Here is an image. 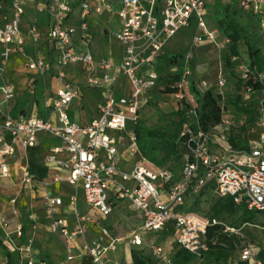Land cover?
<instances>
[{"label":"built area","instance_id":"2783aa9c","mask_svg":"<svg viewBox=\"0 0 264 264\" xmlns=\"http://www.w3.org/2000/svg\"><path fill=\"white\" fill-rule=\"evenodd\" d=\"M116 1L118 6L113 9ZM206 4V0H35V11L48 16L46 31L42 32L35 22L23 21V0H11V13L4 15L0 24V177L10 175L8 158L15 152L16 142L25 147L33 146L37 133L47 132L62 142V146L51 149L48 160L67 170L64 180L75 189L82 190L89 207L107 216L113 211L115 202L124 200L131 210L141 214L142 223L138 230L125 236L130 243L142 245L141 232L158 230L172 220L177 230V244L197 256L207 249L205 234L208 226L218 221L172 210L176 204L184 202L188 190L199 191L213 185L219 196L230 198L235 205L248 210H264V69L250 70L245 62L238 66L240 77L248 82L244 85L247 94L253 91L254 84H260L256 121L258 135L253 138L255 144L252 145L248 134L247 150L231 146L227 120L220 123L223 125L221 129L217 128L219 124L205 130L198 123L195 106H190L186 115L191 121L183 122L180 131L185 138L187 153L176 178L172 167L146 164L138 150L135 133L127 127L128 120L136 122L142 102L156 84L158 72L155 64L161 49L182 27L194 20L201 33L193 36L190 50L183 58L181 77L173 84L176 87L174 97L185 99L189 75L186 64L193 57L192 50L204 39L214 40L219 33L216 27H208L204 21ZM238 4L243 10L256 14L264 27V0H238ZM105 11L116 16L117 24L109 31V38L119 43L118 61L111 52L95 59L91 51L94 36L90 18ZM105 22L109 24L110 19ZM261 34L264 38V31ZM26 37L32 41L31 51L26 50ZM43 40L49 55L40 48ZM223 41L228 40L224 38ZM13 53L25 55V66L38 75L54 71L58 86L51 95L43 97L47 116L37 113L12 115L3 107L15 93L13 83L4 75ZM75 65L85 67L83 83L99 89L102 95L96 103V115L83 124L74 120L69 112L72 101L80 96L81 91L80 86L66 75L67 69ZM97 70L102 71L101 75L96 74ZM120 75L127 80L128 89L110 91ZM225 83L220 74L216 86L222 88ZM193 87L199 93L207 90L205 82H195ZM125 111L131 114V118L125 115ZM51 114L55 115L54 122L50 119ZM111 131L122 132L124 136H115ZM125 137L128 140L126 150L140 155L138 162L129 170L120 168V152L116 145ZM216 148H220L222 154L217 153ZM62 151L67 153V158L59 157ZM101 151L103 159L99 158ZM53 179L62 178L56 174ZM31 181V173L26 168L21 184H30ZM76 200V195H73L69 204L64 205L61 196L44 197L49 231L62 235L66 260L73 257L76 238L83 236L87 224L94 221L89 213L79 211ZM9 202L14 203L15 198L10 197ZM65 207L73 212L72 228L65 217L59 216ZM0 225L4 229L5 243L18 253L15 264H50L38 258L32 238L21 240L22 224L11 231L7 219L0 216ZM119 240L120 237L110 235L106 226L99 225L98 235L84 242L82 248L90 255L93 264H106L104 252L115 248ZM148 247L161 263L174 264L160 245L150 244ZM240 262L264 264V259L252 248L244 246L239 258L232 260L231 264Z\"/></svg>","mask_w":264,"mask_h":264},{"label":"crops","instance_id":"0c3cea01","mask_svg":"<svg viewBox=\"0 0 264 264\" xmlns=\"http://www.w3.org/2000/svg\"><path fill=\"white\" fill-rule=\"evenodd\" d=\"M23 4L25 9L23 21L30 23L35 22L37 20L35 0H23ZM117 6L118 2L116 1L113 3V9L117 8ZM29 10L34 11L33 18L28 17L27 12ZM10 13L11 10L6 2L0 0V24L3 23V16L9 15ZM108 18L110 19L109 24L105 22V20ZM90 23L94 38L99 37L104 40L106 47V52L101 53V51H98L95 44V39L93 38L91 51L95 59L105 57L111 52L115 61H118L120 49L116 45L113 47V41L109 38V31L112 29V26L115 27L117 24L115 14L105 11L101 15H92L90 18ZM25 46L27 51H31L33 44L30 37H26ZM43 49L44 50L42 51L49 55V51L45 42ZM162 54L163 52H160L159 56ZM24 62L25 55L21 53H13L9 58L4 75L13 83L15 93L8 105L3 107L7 108L11 112L12 108L10 109V106L13 107L19 104V110L17 114H26L24 113L22 107L28 106L31 108V112L27 114L37 113L39 115V106L44 110V113L41 116H47L48 113L43 105V97L52 94V92L58 86V80L55 77L54 71L38 75L26 68L27 72L29 73V75L26 76L20 71V67L25 66ZM172 68L174 67L172 66L171 69ZM85 72V67L83 65L72 66L66 71L67 77L79 85L80 90L81 88L86 89L84 95L75 98L78 99L79 106L76 105L75 99L70 105V116L80 124L88 122L96 115V103L101 99L102 96L99 89L87 86L83 83L85 79ZM101 73V70L96 71V74L98 75H101ZM40 77L42 78V81L40 84H38V79ZM39 86H41L39 89H42L39 92L40 96L37 95L36 99L35 97L26 96L27 93L25 92H33ZM121 88H123L124 91L128 89L127 80L122 75H120L118 81L115 82V84L110 88V91H118ZM91 95H93L95 98V102L92 104V111L88 109V104L86 101V98ZM24 99H27L26 102H23ZM53 116L54 115L51 114L50 119L54 122L55 118H53ZM247 133L251 136L254 135L257 137V123L256 127H252L251 130L248 129ZM111 134L115 136H124L122 132L118 133L111 131ZM127 144L128 140L126 137L118 140L116 144L118 151L120 152L119 166L124 170L131 169L133 165L138 162L140 157L139 153L131 154L128 152L126 150ZM57 146H62L61 140L44 131H39L37 133L36 143L33 146L25 147L19 141L16 142L15 152L8 158L10 175L0 177V216H4L7 219L8 229L11 231H13V229H15L18 224H22V227L24 224H27L28 227L24 232V236L25 238H32L33 248L38 258L44 259L50 264H93L90 255L82 248V244L84 242H88L91 238L98 235L99 225L106 226L112 237L121 238V240L116 242L115 248L107 249L104 252L103 258L106 264H133L131 254L132 250H142L145 253L146 250H149L148 246L150 244H158L156 241H154L155 239H153L152 235L159 231H161L163 233L162 235L165 236V248L167 245L172 246L175 243L177 244V230L172 220L166 222L158 230L141 232V236L143 238L142 245L136 246L130 243V241L125 236L130 234L132 231L138 230L142 223L141 214L135 210H131L128 207L127 202L124 200L115 202L113 211L107 216H102L96 208L89 207L84 201L82 190L75 189L73 185L64 180L67 170L65 168H59L55 161L48 160V155L50 154L51 149ZM58 155L62 158H67L68 156L65 151L60 152ZM99 158H104L102 151L99 153ZM26 168L31 173L32 181L30 184L22 185V174L23 170ZM56 174H60L62 179L55 181L53 178ZM178 176L179 171L176 173V178H178ZM79 192H81V194ZM45 195L61 196L64 205H68L70 202V197L76 195V207L82 213H89L94 220L87 224L85 234L76 238L75 246L72 249L73 257L70 260H66L67 252L64 246L62 235L49 231V217L44 211ZM10 197L15 198V204L9 202ZM124 209L131 210L139 224L137 225V228L131 229L125 235H114V233H112L114 228L110 227L111 220L117 217L119 212L123 211ZM14 211H16L17 214H14ZM59 216L65 217L68 220L70 228L74 226V215L71 210L67 209L66 207L62 208ZM145 232L149 233L145 235ZM171 236H173L172 239L170 238ZM146 237H148V239ZM1 238H3V243L9 251L7 253L8 259L12 260V264L17 263L18 253L15 250H11L5 243L4 229L0 225V239ZM16 240L17 239L15 238V241ZM175 250L176 248L170 251V255H172Z\"/></svg>","mask_w":264,"mask_h":264},{"label":"rangeland","instance_id":"374dc122","mask_svg":"<svg viewBox=\"0 0 264 264\" xmlns=\"http://www.w3.org/2000/svg\"><path fill=\"white\" fill-rule=\"evenodd\" d=\"M222 3H227L229 0H220ZM215 0H206V11L204 14V21L208 27H216V23L213 20V15L215 13L213 6ZM29 18H33L34 11L29 10L27 12ZM114 28V26H112ZM217 28V27H216ZM218 29V28H217ZM264 27L262 24L258 26H251L248 30L247 39L255 45L261 46V37ZM201 33V30L197 29L196 21H192L191 24L182 27L172 39H170L164 47L161 49L163 52L160 60L155 64V69L158 71L159 77L156 80V87L153 92L146 98L139 110V116L144 120L148 125L154 124H163L165 118L163 115H168L169 111L162 109L161 104L165 102L172 104V102L177 101L178 108H181V105L186 111L190 106H194V95L190 87V83L187 84L185 99L177 100L170 96L162 95L163 90L170 83L169 80L172 78V73L178 72L182 74L183 64L173 65L175 69H171L172 66L167 64L166 56L172 53L186 54L190 50V44L195 33ZM218 35L214 40L204 39L199 46L192 50L193 57L187 62V69L189 75L187 77L188 81H192V84L195 82H205L207 89H212L219 96V103L223 106V116L227 119L231 125L240 126L242 123H246V128L251 130L252 127H256V123L247 122V116L244 114L237 113L235 110L231 109L228 106H224L226 98L233 94L234 83L232 81V73L229 67H235L238 71L239 64L246 61V51L247 45L245 42L239 43V56L233 59L231 58L230 63L227 68L224 65V56L228 53L227 42H224L223 35L218 29ZM261 34V36H260ZM95 44L98 51L101 53L106 52L105 42L99 37H95ZM113 41V47L119 46V43L111 38ZM110 41V40H109ZM264 42V38H262ZM108 45V44H107ZM40 48L44 50V42L40 44ZM25 65V62H24ZM19 67V66H18ZM27 67H20V71L23 72L26 76L29 75L27 72ZM222 75L226 80L225 85L222 88H218L216 85L219 82V75ZM169 79V80H168ZM42 78L38 79V84H40ZM39 86L38 92L42 89ZM85 88H81L80 96L85 94ZM28 93V92H27ZM244 99L245 103L249 104V101L252 99L250 96L246 97L243 87L238 91ZM28 96V95H26ZM32 97V96H31ZM81 98V97H80ZM88 109L93 110L92 104L95 102L93 95L86 98ZM76 105L79 106L78 99H75ZM175 106V105H174ZM12 107L10 106V109ZM24 113L31 112V108L26 106L22 107ZM185 111L181 118L186 116ZM125 115L128 118H131V114L128 111H125ZM55 118V115L53 116ZM131 121H127V127L130 128ZM218 129L223 128V125H219ZM251 137V144H255L254 135H249ZM217 153L222 154L220 148L215 149ZM179 160L172 162L175 172L178 173L180 166ZM81 194V192H79ZM81 201V200H80ZM79 201V203H80ZM229 198L219 196L214 190H204L202 192H195L194 194H189L184 199L182 204H176L172 210L178 211L180 213H194L198 216L204 218H215L218 222L222 223L221 232L227 234L232 238L233 248L230 249L227 243H219V247L214 248L212 252L222 260L232 261L239 258V252L244 246H248L255 250L257 254H260L261 258L264 259V210L262 211H249L246 210L243 206L230 204ZM15 204V203H14ZM138 221L134 216V213L129 209H124L119 212L117 217L111 220L110 227L114 228L112 233L114 235H125L131 229L137 228ZM233 229V230H232ZM149 232H145L147 235ZM161 231L156 232L152 235L154 241L158 243L164 250L165 254L170 255V251L178 247L177 244L172 246L167 245L165 248V236L162 235ZM148 239V237H146ZM171 239L173 236L170 237ZM215 242V239L213 240ZM8 249L3 243V238L0 239V264H12V260L8 259ZM145 254L151 257L152 264H163L161 263L149 250L145 251ZM171 256V255H170ZM174 263V262H173ZM175 264V263H174ZM189 264H212L211 262L202 263L198 258L194 259ZM243 264H246L243 262Z\"/></svg>","mask_w":264,"mask_h":264},{"label":"trees","instance_id":"16d2710c","mask_svg":"<svg viewBox=\"0 0 264 264\" xmlns=\"http://www.w3.org/2000/svg\"><path fill=\"white\" fill-rule=\"evenodd\" d=\"M3 1H5L8 6H10L11 0ZM213 9L215 11L213 20L217 25L216 27L219 29L223 37L228 40V53L224 56L225 68H227L232 57L239 56V43L243 41L247 45L245 63L249 69L253 71L264 69V42H262V37L261 46L252 44L247 39L248 30L251 28V26H258L259 28V17L250 11L243 10L238 4V0H229L227 3H222L220 0H215ZM36 15L37 20L35 23L43 32H45L48 23V16L46 14H40L37 12ZM184 55L185 54L179 53L168 54L166 56L168 62L167 64L170 66H181V64H183ZM161 56L162 55L157 57V61L160 60ZM229 69L232 73L234 89L233 94L226 98L224 106L230 107L237 113L246 115L248 123L253 121L256 123L260 84H254L253 91L247 94L244 89V85L248 82L243 81V79L240 77V73L235 69L234 66L229 67ZM171 75L172 78L170 80L168 79L170 83L165 88V90H163L164 93L161 94L175 98L174 92L176 91V87L173 86V84L180 79L181 74L175 72ZM188 83H190V87L194 95V106L198 114V123L200 126L205 130H209L219 125L225 118L223 116V106L219 103L218 94L212 89H207L206 91L199 93L194 89L191 80L188 81ZM155 87L156 84L151 90H149L147 97L153 92ZM241 87H243L245 96H250L252 98L249 101V104L245 103L244 99L246 98H243L241 94L238 93ZM26 95L35 97L36 99V96L39 95V92L36 89L33 92H28ZM26 100L27 99H24L23 102H26ZM161 107L162 109L169 111L168 115L162 114V117L165 118V122L163 124L148 125L139 116L135 123H131L130 128L135 133L138 150L140 154L146 159V164L148 166H150V164H154L159 166H168L174 169L172 162L179 160L178 165L181 166L187 153V148L184 144L185 138L180 135L181 125L183 122H190L191 120L187 115L181 118L185 108H183L182 105L181 108H178L177 101L172 102L171 105L165 102L164 104H161ZM18 110L19 104L12 107L11 114L16 115ZM38 112L39 115H42L44 113L43 108L41 109L38 106ZM246 126V123H242L240 126H233L229 122L228 141L233 148L238 150H247L249 148V137L247 133L248 129ZM209 189L213 190V185H208L199 191L188 190L185 198L189 194H194L195 192H202ZM229 201L230 204H234L230 198ZM249 211L261 210L252 209ZM222 225V223L218 222L208 226L205 234L207 249L202 251L198 256L192 254L177 244L178 247H176V250L171 255L173 262L175 264H189L194 259L198 258L202 261V263L211 262L212 264H231L232 261L222 260L216 256L214 252H212L213 249L216 247L218 248L219 243L222 242L227 243L230 249L233 248L232 238L220 231ZM27 227V224H24L22 227V241L25 240L24 232ZM214 239L215 242H213ZM131 254L133 264H152L151 257L145 254L142 250H132ZM258 255L260 256V254ZM240 264H243V262H240Z\"/></svg>","mask_w":264,"mask_h":264}]
</instances>
